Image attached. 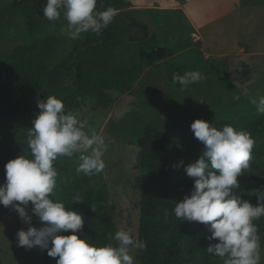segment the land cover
<instances>
[{"label":"trees","instance_id":"trees-1","mask_svg":"<svg viewBox=\"0 0 264 264\" xmlns=\"http://www.w3.org/2000/svg\"><path fill=\"white\" fill-rule=\"evenodd\" d=\"M46 4L47 0H22L18 4L29 27L31 42L11 54L0 55V170H5L9 161L29 155L27 135L40 111L38 100L55 96L64 103L66 113L76 105L84 106L88 100L95 102L98 109L107 111L113 103L110 94L123 95L141 82L153 59H160V47L176 53L186 52L196 45L184 32L174 34L175 41L170 45L160 42L158 31L150 34L147 25L136 17L142 10L125 11L131 7L127 0H97L95 11L107 7L116 9L112 23L100 35L84 33L80 39L72 40L62 31L67 23L63 13L56 21L43 18L42 9ZM153 12L163 16L158 21L160 28L168 26L175 15L192 31L182 11ZM129 42H132L131 47ZM173 74L164 71L168 87H174ZM217 75L220 76V71ZM262 85L253 83L241 89L233 88V91L226 89L233 97L240 96L239 104L231 110L221 108L212 122L217 129L229 125L237 131H247L255 142L249 168L238 177L240 187L234 189L235 194L253 206H258L256 191L264 193V115H258L251 103L264 96ZM140 121L129 130L130 144L139 150L135 164V188L140 197L138 239L147 245L144 250L137 249L136 264L222 262L206 251L210 243L219 242L209 240L210 224L181 221L174 215L175 203L190 195L194 185V179L188 177L184 169L173 167V156L180 150L179 141L153 119ZM191 138L190 164L200 158L205 147L194 134ZM78 155L62 156L54 161L58 177L53 199L84 217L83 228L76 233L79 239L97 246L115 243L109 239L118 230L112 191L103 171L91 177L76 173ZM5 182L6 176L0 179V184ZM77 195L82 203L75 204ZM2 207L0 204V209ZM253 223L258 229L261 250H264V216ZM72 234L71 230L59 233Z\"/></svg>","mask_w":264,"mask_h":264},{"label":"clouds","instance_id":"clouds-1","mask_svg":"<svg viewBox=\"0 0 264 264\" xmlns=\"http://www.w3.org/2000/svg\"><path fill=\"white\" fill-rule=\"evenodd\" d=\"M96 4L97 0H47L43 18L56 21L63 13L67 23L62 31L72 40L80 39L84 33L100 35L112 23L116 9L95 11ZM204 78L199 71H186L183 75L174 73L172 82L185 90ZM233 99L239 100L240 96ZM251 103L258 115H264V96ZM37 107L40 111L27 135L29 155L9 161L5 165L6 182L0 184V204L13 205L20 218L30 224L31 217L21 205L31 202L32 212L44 224L18 231V246H39L47 250L48 256L58 257L57 264H134L132 250L146 249L145 242L122 229L110 235L115 243L103 246L79 239L76 233L83 228L84 217L53 199L58 177L54 161L79 154L76 173L98 175L105 168L103 156L108 146L104 137L89 127L87 119H80L79 113H66L64 103L55 96L38 100ZM191 130L205 147L198 160L184 167L194 185L190 195L175 203V217L210 224L209 240L219 242L210 243L206 251L223 260V264H261L260 236L253 221L264 216V193L256 191L258 206L234 193L240 187L238 177L249 168L252 158L255 142L251 134L229 125L217 129L199 119L191 124ZM74 202L82 203L79 195ZM69 230L72 235H59Z\"/></svg>","mask_w":264,"mask_h":264},{"label":"rangeland","instance_id":"rangeland-1","mask_svg":"<svg viewBox=\"0 0 264 264\" xmlns=\"http://www.w3.org/2000/svg\"><path fill=\"white\" fill-rule=\"evenodd\" d=\"M21 1L0 0V55L11 54L18 47L31 42L29 27L26 26L25 16L18 6ZM127 1L134 7L136 3L183 4L190 11L200 8L201 14L207 16L209 21L217 20L213 23L209 22L203 28L206 37L205 51L196 44L186 52L175 53L161 45L162 47L158 49L161 54L160 59H153L141 82L139 81L131 91L123 95L117 92L110 94L113 103L109 110L98 109L95 102L88 100L84 106L76 105L71 111L74 114L79 113L80 119H87L89 127L104 137L108 147L103 156L105 162L103 174L112 191L111 201L117 206L115 221L118 230L129 231L138 238L140 197L135 188L137 176L135 164L139 150L130 144L129 130L135 123L139 125L143 118H151L164 127L179 141L180 150L173 156L172 162L174 167L183 161V166L174 167L176 170H183L190 165L188 144L194 134L191 124L198 119L212 124L214 116L221 108L231 110L236 107L239 101L233 99L226 89L233 91V88L241 89L253 83L262 85L264 53L233 52L240 46L245 37L243 31L247 29L244 21L246 7L240 5L242 0H232L234 3L232 2L230 6L217 5L218 0ZM135 10L143 11L142 14L136 15L138 20L147 25L150 34L158 31L160 42H166L167 45L175 41L174 34L184 32L190 36L193 32V29L191 31L186 23L175 15H172V22L168 26L160 28L158 21L163 16L153 12L162 10L160 8L125 9V11ZM261 24L264 26V22L261 21ZM252 25L249 23V26ZM226 38L231 39L232 42L225 46ZM190 39L194 38L191 36ZM131 44L132 42H129L130 47ZM222 49L230 50L232 53H217ZM166 70L172 73L181 72V75L186 71H199L205 78L181 90V86L175 84L174 87H168V83L164 80ZM218 71L220 76L217 75ZM21 206L26 208L31 217L30 224L20 218L13 205L3 206L0 209V264H57L58 257L48 256L47 250H42L39 246L32 249L18 246L16 238L18 231H27L29 227H43L32 212L31 202L27 206ZM131 254L136 264L137 249L132 250ZM218 264H223V261ZM261 264H264V250H261Z\"/></svg>","mask_w":264,"mask_h":264},{"label":"crops","instance_id":"crops-1","mask_svg":"<svg viewBox=\"0 0 264 264\" xmlns=\"http://www.w3.org/2000/svg\"><path fill=\"white\" fill-rule=\"evenodd\" d=\"M232 2H233L232 0H225V1L218 0L217 5L230 6L232 5ZM240 5L246 7L244 9L246 19L244 21L246 23L247 29L243 31L245 37L243 41L241 42L240 46H238V48H236V50H234L233 52H247L251 54H263L264 53V37L262 35H264V26H262L261 21L264 22V19H263L264 18V0H242ZM142 7L143 8H146V7L147 8H160L162 10L183 11V13L188 19V23L191 25L193 29V32L190 34L189 37L192 36V38H194L193 41L195 42V44L199 45L202 50H204L205 43H206V37L203 32L204 26L208 24L209 22L213 23L217 21V20L209 21L208 20L209 18H207V16L205 15L203 16L201 14L202 11L200 12V8L190 11L183 4L156 5V4L136 3L135 7L131 6V8H134V9H139ZM249 23H252L253 25L249 26ZM238 28L239 27L237 26V29ZM231 42H232L231 39H227L224 41V44L226 46L229 43L231 44ZM230 52L232 53V51L230 50L222 49L218 51L217 53L227 54Z\"/></svg>","mask_w":264,"mask_h":264},{"label":"water","instance_id":"water-1","mask_svg":"<svg viewBox=\"0 0 264 264\" xmlns=\"http://www.w3.org/2000/svg\"><path fill=\"white\" fill-rule=\"evenodd\" d=\"M0 172H2L3 174H2V177L4 176H6V173H5V171H3V170H0Z\"/></svg>","mask_w":264,"mask_h":264},{"label":"flooded vegetation","instance_id":"flooded-vegetation-1","mask_svg":"<svg viewBox=\"0 0 264 264\" xmlns=\"http://www.w3.org/2000/svg\"><path fill=\"white\" fill-rule=\"evenodd\" d=\"M3 171H5V170H3ZM2 172H0V179H3L4 178V176L2 177Z\"/></svg>","mask_w":264,"mask_h":264}]
</instances>
